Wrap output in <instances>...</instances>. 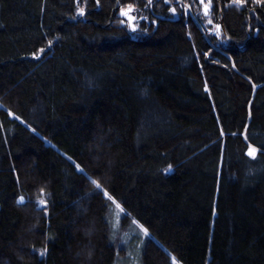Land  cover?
I'll list each match as a JSON object with an SVG mask.
<instances>
[{
    "label": "trees",
    "instance_id": "16d2710c",
    "mask_svg": "<svg viewBox=\"0 0 264 264\" xmlns=\"http://www.w3.org/2000/svg\"><path fill=\"white\" fill-rule=\"evenodd\" d=\"M179 3L0 0V264H120L105 192L143 264H264V0Z\"/></svg>",
    "mask_w": 264,
    "mask_h": 264
},
{
    "label": "rangeland",
    "instance_id": "374dc122",
    "mask_svg": "<svg viewBox=\"0 0 264 264\" xmlns=\"http://www.w3.org/2000/svg\"><path fill=\"white\" fill-rule=\"evenodd\" d=\"M209 0H205V4H208ZM180 4V3H179ZM182 5V4H181ZM184 6V5H182ZM187 10L193 14L192 9L189 8L187 4H185ZM212 11V5H209V10H208V15H204V8L203 5L199 3V7L197 8L196 12L201 16V18L207 17L209 18V14H211ZM130 15H133V12L130 13ZM121 16V15H120ZM134 16V15H133ZM196 17L197 21L198 17L194 14ZM124 20V24L128 25H134L135 24V19L134 20H128L127 17L121 16ZM207 21L200 23L202 29L206 32L207 27H213V23H209ZM213 22V21H212ZM130 27V26H129ZM131 28V27H130ZM218 29L213 30L212 32L217 34L218 38L222 40V34L217 31ZM208 35V33L206 32ZM44 54V52H43ZM42 55V54H41ZM253 147V146H252ZM255 148V147H254ZM258 149L256 152V155L258 153ZM255 155V156H256ZM253 157V156H251ZM107 199L110 200L111 202V219L110 223L112 226V238L113 242L117 246V254L116 258L120 262V264H143V252L144 248L147 245V243L151 240H154V237L149 233L147 230V234H145L143 229H146L142 224H140L136 219L133 217H130L127 211L119 205L109 194L106 195ZM111 197L112 199H109ZM41 201V200H40ZM40 208H44L46 204H40ZM119 205V208L117 207ZM122 209V211H121ZM157 242V241H156ZM172 257V262L173 264H182L180 261H178L173 255ZM175 258V259H173Z\"/></svg>",
    "mask_w": 264,
    "mask_h": 264
},
{
    "label": "snow or ice",
    "instance_id": "6c2138e0",
    "mask_svg": "<svg viewBox=\"0 0 264 264\" xmlns=\"http://www.w3.org/2000/svg\"><path fill=\"white\" fill-rule=\"evenodd\" d=\"M118 2H119V0H118ZM164 2L165 3H168V0H164ZM177 2L179 3V0H177ZM246 2V0H233V3H236V4H243V3H245ZM256 2H259V0H256ZM97 3H99V0H97ZM199 3L201 4V5H203V8H204V15L205 16H207L208 15V10H209V5H210V3H211V0H209V3L208 4H205V0H199ZM152 4V0H147V5H151ZM77 5L79 6V0H77ZM146 5V6H147ZM190 7V6H189ZM187 9H185V11H186ZM135 11V9H134V7H133V5H131V4H129L128 6H127V9H125V8H121L120 9V15L121 16H124V17H127L128 18V20H134V19H136L137 17H135V16H133V15H130V13H132V12H134ZM170 11L173 13V15H175L176 14V7H171L170 8ZM79 13H80V15H84V9L83 8H79ZM141 19H143V17H140ZM209 23H212V21L209 19V21H208ZM120 23L121 24H124L125 23V21L124 20H121L120 21ZM130 27H131V30L132 31H136L137 29H136V27L134 26V25H129ZM51 43V42H50ZM41 52L43 51V49H41L40 50ZM256 152H257V149L256 148H254V147H249V151H248V155L249 156H255L256 155ZM93 183L94 184H96V187L97 188H100L101 186H100V184L98 183V182H96V181H93ZM43 191V190H42ZM105 195H107V193L105 192ZM109 199H112L111 197H109ZM20 203H23L24 201H23V198H21L20 199V201H19ZM39 203L40 204H45L46 202L45 201H43V200H41V201H39ZM117 207L119 208V205H117ZM121 211H122V209H121ZM144 230V232H145V234H147V229H143ZM45 252H46V249L44 250V251H42L41 253H40V255L41 256H43L44 254H45ZM173 259H175V258H173Z\"/></svg>",
    "mask_w": 264,
    "mask_h": 264
},
{
    "label": "water",
    "instance_id": "95a60500",
    "mask_svg": "<svg viewBox=\"0 0 264 264\" xmlns=\"http://www.w3.org/2000/svg\"><path fill=\"white\" fill-rule=\"evenodd\" d=\"M118 10H119V8H118Z\"/></svg>",
    "mask_w": 264,
    "mask_h": 264
}]
</instances>
